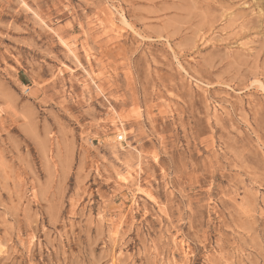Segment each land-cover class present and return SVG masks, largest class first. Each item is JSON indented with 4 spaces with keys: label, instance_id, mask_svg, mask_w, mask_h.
Returning a JSON list of instances; mask_svg holds the SVG:
<instances>
[{
    "label": "rangeland",
    "instance_id": "rangeland-1",
    "mask_svg": "<svg viewBox=\"0 0 264 264\" xmlns=\"http://www.w3.org/2000/svg\"><path fill=\"white\" fill-rule=\"evenodd\" d=\"M0 250L264 264V0H0Z\"/></svg>",
    "mask_w": 264,
    "mask_h": 264
},
{
    "label": "bare ground",
    "instance_id": "bare-ground-1",
    "mask_svg": "<svg viewBox=\"0 0 264 264\" xmlns=\"http://www.w3.org/2000/svg\"><path fill=\"white\" fill-rule=\"evenodd\" d=\"M255 16V15H254ZM112 18H114V17H112ZM114 22V21H113ZM122 22H123V24L124 23H126V18H125V16L124 15H122ZM127 26H128V24H127ZM193 86V85H192ZM225 110V109H224ZM116 127V126H115ZM124 149V148H123ZM125 150V149H124ZM124 177H128V176H124ZM123 178V177H122ZM130 179H132V178H130ZM134 179V178H133ZM121 180V179H120ZM122 181L124 182H129L130 180L128 179V178H123L122 179ZM133 181V180H132ZM136 181V180H135ZM139 190L141 191V185H139ZM1 251V250H0ZM175 253V252H174Z\"/></svg>",
    "mask_w": 264,
    "mask_h": 264
},
{
    "label": "built area",
    "instance_id": "built-area-1",
    "mask_svg": "<svg viewBox=\"0 0 264 264\" xmlns=\"http://www.w3.org/2000/svg\"><path fill=\"white\" fill-rule=\"evenodd\" d=\"M122 139H123V137L120 138V140H122Z\"/></svg>",
    "mask_w": 264,
    "mask_h": 264
}]
</instances>
